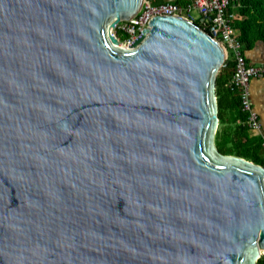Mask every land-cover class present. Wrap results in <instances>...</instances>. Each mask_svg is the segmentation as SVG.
<instances>
[{
  "label": "water",
  "instance_id": "95a60500",
  "mask_svg": "<svg viewBox=\"0 0 264 264\" xmlns=\"http://www.w3.org/2000/svg\"><path fill=\"white\" fill-rule=\"evenodd\" d=\"M143 0H0V264H256L264 168L220 154L222 46Z\"/></svg>",
  "mask_w": 264,
  "mask_h": 264
},
{
  "label": "built area",
  "instance_id": "2783aa9c",
  "mask_svg": "<svg viewBox=\"0 0 264 264\" xmlns=\"http://www.w3.org/2000/svg\"><path fill=\"white\" fill-rule=\"evenodd\" d=\"M230 6L231 0H193L184 6L172 2L143 0L138 14L128 21L119 22L112 30L117 31V35L112 31L111 33L116 39L120 33L124 34L127 38L123 41L118 40L120 44L128 47L154 16H178L196 22L200 29L220 43L225 59L232 60L233 73L226 86L236 91L240 111L245 115V123L253 135L261 138L264 148V130L253 107L249 88L251 80L264 78V62L257 65L246 62L241 43L232 27L235 15L229 10ZM193 11L197 13V18L192 17Z\"/></svg>",
  "mask_w": 264,
  "mask_h": 264
},
{
  "label": "trees",
  "instance_id": "16d2710c",
  "mask_svg": "<svg viewBox=\"0 0 264 264\" xmlns=\"http://www.w3.org/2000/svg\"><path fill=\"white\" fill-rule=\"evenodd\" d=\"M174 2L177 5L184 4L181 0ZM229 10L237 13L232 27L236 31L242 51L252 49L258 41L264 45V0H231ZM193 23L197 25L196 22ZM118 38L123 41L127 37L120 33ZM232 73L233 62L227 58L215 81L218 107V127L214 134L215 148L222 155L240 157L264 168V148L261 138L249 131L245 123V115L240 111L236 91L226 86ZM256 264H264V254Z\"/></svg>",
  "mask_w": 264,
  "mask_h": 264
},
{
  "label": "crops",
  "instance_id": "0c3cea01",
  "mask_svg": "<svg viewBox=\"0 0 264 264\" xmlns=\"http://www.w3.org/2000/svg\"><path fill=\"white\" fill-rule=\"evenodd\" d=\"M175 0H161V2H174ZM185 5L192 3L193 0H181ZM181 5V6H184ZM235 15V19L237 16L236 11H231ZM193 18H197V13ZM244 56L248 63L257 65L264 62V45L258 41L255 46L247 51H244ZM250 96L253 107L259 116L260 123L264 130V78L253 79L250 82Z\"/></svg>",
  "mask_w": 264,
  "mask_h": 264
},
{
  "label": "rangeland",
  "instance_id": "374dc122",
  "mask_svg": "<svg viewBox=\"0 0 264 264\" xmlns=\"http://www.w3.org/2000/svg\"><path fill=\"white\" fill-rule=\"evenodd\" d=\"M195 15V12L193 11L192 12V17ZM115 35H117V31H112ZM118 38V37H117ZM119 39V38H118ZM121 44H123V43H121Z\"/></svg>",
  "mask_w": 264,
  "mask_h": 264
},
{
  "label": "bare ground",
  "instance_id": "6f19581e",
  "mask_svg": "<svg viewBox=\"0 0 264 264\" xmlns=\"http://www.w3.org/2000/svg\"><path fill=\"white\" fill-rule=\"evenodd\" d=\"M119 46H121V47H125V46H123L122 44H119Z\"/></svg>",
  "mask_w": 264,
  "mask_h": 264
}]
</instances>
